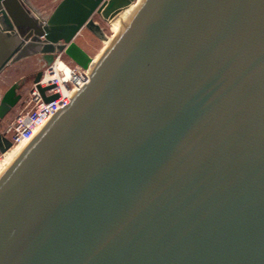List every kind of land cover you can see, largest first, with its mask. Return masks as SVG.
<instances>
[{
	"label": "water",
	"instance_id": "95a60500",
	"mask_svg": "<svg viewBox=\"0 0 264 264\" xmlns=\"http://www.w3.org/2000/svg\"><path fill=\"white\" fill-rule=\"evenodd\" d=\"M134 1L42 19L0 0V73L34 55L90 66L0 172V264H264V0H142L97 59L74 41H106L93 15Z\"/></svg>",
	"mask_w": 264,
	"mask_h": 264
},
{
	"label": "built area",
	"instance_id": "2783aa9c",
	"mask_svg": "<svg viewBox=\"0 0 264 264\" xmlns=\"http://www.w3.org/2000/svg\"><path fill=\"white\" fill-rule=\"evenodd\" d=\"M61 57L62 54H57L51 64L46 65L43 63L40 80L38 83H33L31 91L32 107L16 115L2 132L10 140V148L20 144L26 145L54 113L65 104H68L71 96L84 83L89 82L90 66L82 68L71 60L65 61L67 64L66 71L59 70L56 73L54 63L57 58ZM37 84L41 87L52 86L51 89L45 91V95L57 94V97L50 101H44L37 89Z\"/></svg>",
	"mask_w": 264,
	"mask_h": 264
},
{
	"label": "rangeland",
	"instance_id": "374dc122",
	"mask_svg": "<svg viewBox=\"0 0 264 264\" xmlns=\"http://www.w3.org/2000/svg\"><path fill=\"white\" fill-rule=\"evenodd\" d=\"M60 1L61 0H27V6L40 18L47 19ZM113 19H104L99 13L93 15L94 22L99 24L103 33L109 39L113 38L114 35V30L111 25ZM74 41L93 59H97L107 46V42L95 36L86 27L79 31ZM61 59L64 61L70 60L65 54H62ZM43 63L44 61L39 55H34L8 65L0 73V99L5 90L14 82L24 81L23 84H20V88L18 89V93L21 95L20 99L4 118L0 120V133L4 131L8 123L12 121L16 115L32 107L31 91L33 87V77L43 68ZM3 161L4 156H2L0 152L1 167Z\"/></svg>",
	"mask_w": 264,
	"mask_h": 264
},
{
	"label": "bare ground",
	"instance_id": "6f19581e",
	"mask_svg": "<svg viewBox=\"0 0 264 264\" xmlns=\"http://www.w3.org/2000/svg\"><path fill=\"white\" fill-rule=\"evenodd\" d=\"M142 0H135L133 3H131L129 6H127L125 9H123L116 17L115 19L112 20L111 25L114 30V35L113 37L121 30L123 25L125 24L126 20L128 17L132 14V12L135 10L137 5L141 2ZM112 38H108L106 41L107 45L111 42ZM55 72L57 73L59 70H67V64L64 60L61 58H57L55 63ZM26 145L20 144L17 146H12L9 148L6 152L2 154L4 156V161L2 163V167L0 168V172L4 170L24 149Z\"/></svg>",
	"mask_w": 264,
	"mask_h": 264
},
{
	"label": "flooded vegetation",
	"instance_id": "af4514ba",
	"mask_svg": "<svg viewBox=\"0 0 264 264\" xmlns=\"http://www.w3.org/2000/svg\"><path fill=\"white\" fill-rule=\"evenodd\" d=\"M34 76H35V75H34ZM23 82H24L23 80L20 81L21 84H23Z\"/></svg>",
	"mask_w": 264,
	"mask_h": 264
}]
</instances>
